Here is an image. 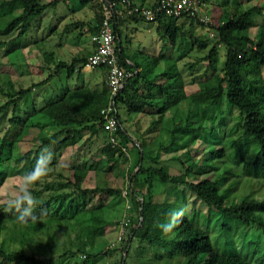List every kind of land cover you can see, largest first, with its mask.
Segmentation results:
<instances>
[{
	"label": "trees",
	"instance_id": "trees-1",
	"mask_svg": "<svg viewBox=\"0 0 264 264\" xmlns=\"http://www.w3.org/2000/svg\"><path fill=\"white\" fill-rule=\"evenodd\" d=\"M221 1L223 12L220 23L213 25L218 32L216 39L195 35L189 37V30L175 16L161 15L156 21H152L158 23L160 35L169 39L175 50L183 49V53L177 57L165 58L162 68H159L161 60L157 56L151 57L144 65L137 62L132 64L126 49L120 43L122 20H146L127 16L114 23L121 64L132 73L116 97L121 122L117 137L122 145L128 144L132 136L123 125L120 104L126 107L129 115L142 113L153 117L148 130L134 144L141 156L138 170L129 175L125 189L113 185L87 187L85 180L94 166L74 162L70 168L73 177L67 176L63 171L57 173V178L53 177V180L61 184V188L72 185L70 191H55L43 198L42 192L49 187V180L40 189L36 186L39 182L33 184L31 194L37 199L34 210L36 218L27 222H19L14 210L7 211V204H0V236L6 230H18L23 242L28 239L31 229L49 227L51 230V226H57L58 229V236L56 232L49 234L56 240L48 242L49 251L44 256L28 253L23 248H11L8 239H4L0 242V264H98L102 259H105L102 264H107L117 251L120 253L117 264H130L128 260L132 248L131 260H138V264H264V247L257 242L247 241V249H237L233 238V232H238L244 244L250 227L256 226L264 230V193L253 191L243 194L236 191L245 182L258 181L264 186V80L261 75L264 68V23L257 20L258 16L264 15V5L245 6L240 0ZM80 2L82 5L93 4L100 24L92 34L98 32L103 19L101 3L98 0ZM52 4L55 2L1 1L2 18H5L6 11L17 7L23 10L0 25V48L24 38L29 32L31 21L41 16ZM187 19L192 25L196 23L205 27L195 18ZM256 26L258 30L253 36L252 28ZM223 44L227 52L226 60L221 63L219 51ZM15 49L16 46H12L6 53ZM196 49L208 51L200 55L197 61L187 62L186 65L191 71L201 62H205L206 66L192 80L197 82L198 89L189 91V83L179 65ZM53 56V52L49 53V60ZM88 57L89 55L76 56L70 61L58 60L53 74L67 70V78H71L82 71ZM51 76L28 87L16 88L11 80L0 86V91L6 98L0 103V116L12 110L8 128L4 135H0V187L9 177L4 172L7 168L12 169L11 174L25 175L31 172L41 151L51 144H55L60 153H63L85 136L90 139L94 135L105 133L109 138L101 115V109L110 97L107 84L106 89L101 92L107 96L106 101L101 103L103 106L96 112L79 110L72 105L70 98L73 93L85 96L84 93L92 92L85 86H79L62 90L60 94L45 100L41 106L33 103L31 111L23 116L22 105H28L34 89L48 83ZM91 95L93 94L90 93L89 96ZM183 102L187 104L186 116L179 123L176 121V114L174 115L172 134L178 131L199 133L202 150L190 152L186 159L174 156L180 168L172 172L162 164V148L157 146L153 149L150 145L156 141L166 113L172 109H176L174 112L178 113ZM234 109L238 111L239 118L229 125L224 120ZM194 117L198 119L195 125L192 124ZM18 126H21L19 132L12 137L13 130ZM33 128L39 129L41 142L36 148L17 154L19 143ZM46 128L50 133L44 132ZM150 135L151 139L148 137ZM101 152L105 156L108 171L118 165L117 161L121 156H127L122 147H114L108 139ZM200 153L202 155L199 157ZM73 157L78 161V156ZM56 164L58 162L54 158L48 167H55ZM50 174L55 175V169L48 172ZM243 176H246V180H243ZM159 182L166 185L163 191L169 195L180 194L181 199L176 198L173 203L157 200L156 184ZM187 188L207 204L211 211L216 212L213 221L218 229L217 235L208 230L207 217L199 222L188 213ZM126 189L128 194L124 195ZM99 193L103 198L122 195L127 197L131 225L122 239L118 237V242L95 251L97 238L105 235L107 226L111 224L103 214L106 203L101 200L93 203L97 202L95 197ZM181 210L183 214L178 218L176 226L165 233L161 225L168 224L173 219L172 214ZM84 211H89V215L83 218L76 216ZM60 221L61 224H58ZM63 222L67 223L62 224ZM55 249L61 250L56 252Z\"/></svg>",
	"mask_w": 264,
	"mask_h": 264
},
{
	"label": "rangeland",
	"instance_id": "rangeland-1",
	"mask_svg": "<svg viewBox=\"0 0 264 264\" xmlns=\"http://www.w3.org/2000/svg\"><path fill=\"white\" fill-rule=\"evenodd\" d=\"M5 1V0H0ZM7 1V0H6ZM61 0H41L42 3H50V2H60ZM63 1V0H62ZM152 1V0H148ZM243 2L245 6H253L256 4H263L264 0H240ZM208 3V11L211 15V18L213 20V25L217 26L220 23L221 14L223 12V5L221 0H207ZM61 3V2H60ZM59 5H53L48 7L44 13L41 16H38L37 18L33 19L30 23L29 32L26 34L24 38H22L19 41L14 42L13 44H7L5 47L0 48V86L3 85L5 82L12 81L15 84L16 88L20 87H28L35 83H39L45 79H47L50 75L51 80L44 84L43 86H38L34 89V93L32 97L30 98V103L23 104L22 110H23V116L31 109L33 108V103H37L38 106H41L45 103V100L49 99V97H54L57 93L54 92L56 87L62 88L66 85V82L69 78H67V70L62 71L58 74H53V70L55 67V63L58 60H71L72 59V53L76 51L78 48H80V44L75 42L78 40L76 36L78 34H74L73 36H70L69 40L66 39L68 34L62 33V26L66 23H70L72 20L74 13H72L73 8L76 6V0H68L67 6L66 3H61ZM149 4V3H148ZM21 7H17L13 9L12 11H6L5 12V18L0 17V25H3L8 21L12 15L18 14L22 12ZM58 12V16H53L52 18L50 16L53 15V13ZM63 16H66L64 19ZM183 20V19H182ZM257 20L259 23H264V15L258 16ZM64 22V24H61ZM146 27L149 26H156V23L144 22ZM148 24V25H147ZM195 26H198L196 28V33L198 36H201L203 38H210V39H216L215 37H211L209 31H207L206 27L202 25H198L195 23L194 26H189V33L188 36H191L190 32H193V28ZM215 29V28H213ZM258 30V27L252 28V34L255 36L256 32ZM147 33L139 32L138 39H136L133 43V46L136 48L135 51H137L138 54L143 53V51L146 50L145 47L149 48L150 52H154L156 49L157 41L155 40V43H149V42H142L140 40V37L145 35ZM156 37L158 38V33L153 32ZM148 35V34H147ZM71 37H75V39L70 40ZM91 37V36H90ZM92 41V40H91ZM87 40H85L84 43H86ZM58 44L61 46H58ZM16 46L15 51L7 54V50L12 47ZM170 53L171 55H174L177 57L181 53H183V49H173L172 45H170ZM173 49V50H171ZM208 49L206 50H200L196 49L190 57L184 59L180 62V69L182 70L186 81L189 83V91L190 90H196L198 89L197 82H193V78L196 75L201 74L205 70V62H201L196 65L195 69L191 71L188 66L186 65L187 62L197 61L198 57L200 55H204ZM53 52L54 56L50 58L49 60V53ZM164 54L168 52V49L164 47L163 49ZM226 52L227 48L223 44L219 51V58L221 63H223L226 60ZM172 62V61H171ZM163 66L160 65L159 68H162ZM86 75V81L89 82V80L93 79V82H99V89L101 92L103 91L104 85H103V74L104 70L100 67L94 68L89 72L84 73ZM195 75V76H194ZM261 75L263 76L264 80V68L261 70ZM75 79L78 78V74H75L73 76ZM73 78L71 79V81ZM57 84V85H56ZM5 97L0 91V103L5 101ZM181 109L178 113H175L176 115V121L179 123L183 122V119L186 116V108L187 104L186 102H183L181 104ZM24 108V109H23ZM175 112L177 111L174 109ZM119 111L121 116H124L126 112V107L123 104H120ZM12 110H9L5 114L0 116V135H4L8 125H9V119L11 118ZM227 118L224 120L225 123H228L229 125H232L235 123V121L239 118V113L236 109H234L232 112H229L227 114ZM148 117L152 118V116ZM175 119V118H174ZM198 119L196 117L193 118L192 124H197ZM173 120L168 119V121L165 123V129L164 134L162 137H159L154 141L150 148H156L157 146H160L162 148V164L166 167L170 168L172 172L179 170L180 165L179 162L174 159V156H181L182 158H187L189 156V153H195L196 150L201 149V139L199 133H189L185 131H178L176 134H172V128H173ZM21 126H18L16 129L13 130L11 136L14 137L20 130ZM45 133H50L49 129L46 128L44 130ZM100 135L88 139L87 136H85L83 139H80L78 143L74 146H70L67 149L63 151V153H60L59 149L56 147L55 144H51L50 146L46 147L41 151L44 152V150H47L52 153V160L53 158L58 157V164H56L55 167H49V171H52L55 169L56 174H50L48 176H44L40 179L39 185L36 184V186L40 189L45 185V182L47 183V180H49L48 184L49 187L47 189H44V192H42L43 198L49 197L51 193H55V191L65 190L70 191L73 187L67 186L65 188H61V184L58 181L53 180V177L57 176V173L59 171H63L67 176L73 177V171L70 169V165L73 164L75 161H77V158L75 159L73 156H78V161L80 163H86L88 165L95 166L97 162H100L101 159H103V154L101 152L102 147L104 143L106 142L105 136ZM41 134L39 135V129L33 128L31 129L24 137V139L19 143V148L17 149V154L25 153L31 148H36L38 144L41 142L40 140ZM202 155L200 153L199 157ZM55 156V157H54ZM136 156H139V154ZM99 164L101 167V171H98L97 173L95 171H92L87 178V185H103V186H117L119 188L124 189L126 185H128V178L130 173L126 174L125 171H123V165L124 162L121 160L118 165L112 170L108 171L107 162L101 161ZM103 168L106 170L103 171ZM241 169V166H239L238 170ZM5 173L9 174V177L7 178L6 182L3 186L0 187V204H7L8 201L15 196L22 194L21 188L23 186L24 175L21 174H11L12 169L7 168V170L4 171ZM57 178V177H56ZM65 181L64 179H62ZM243 180H246V176H243ZM33 185L30 186V188ZM158 190V194L156 199L157 200H166L171 201V203L176 201L177 199H181L180 194L177 196L175 193L172 195L167 194L166 191H163L164 188H166L164 183L159 182L156 184ZM33 188V187H32ZM238 193L243 194H250L253 191L258 192L259 194L264 193V186L262 183L255 181L254 183L245 182L240 184L237 187ZM110 198V197H108ZM107 197L101 199V201L108 200ZM186 208L188 213L193 215L199 222L202 221L203 217H207L209 221V228L208 230L211 232V234L217 235L218 229L217 226H215V223L213 219L216 216L215 211H211L209 206L205 204L202 200L198 199L196 195L189 189H186ZM113 201V200H112ZM109 203V202H108ZM124 203L125 200L120 196L116 197L114 201L111 203L113 206L117 205V208L115 211H113L112 208H105L103 210V214L107 219H121V215H123V209H124ZM71 212V210H70ZM89 211L79 212L76 216L83 218L84 216H88ZM57 223V222H56ZM67 223L63 222L62 224ZM61 224V221L58 223ZM70 225V224H69ZM68 225V226H69ZM108 229V226H107ZM74 231V229L72 228ZM57 234L58 236V229L57 226L52 227L51 230H49V227H43L39 230L37 229H31L28 234V239L21 241V235L18 230H6L3 232V235L0 236V242H2L4 239H8V242L11 245V248H23L28 253H38L42 256L46 255L49 251V243L48 242H54L56 239L54 236H51L52 234ZM52 233L51 235H49ZM51 236V237H50ZM60 236V235H59ZM64 236V235H63ZM50 237V238H49ZM65 237V236H64ZM233 238L235 242V246L237 249L241 248H248L247 241H254L259 244V246L264 247V230L261 228H258L256 226H252L247 230L246 233V241L243 244L242 240L239 238L238 232H233ZM118 230L116 229L115 225L110 226L109 231L106 232L105 235L98 237L97 244L95 245V251L98 249H102L103 246L112 245L113 243L118 242ZM45 250L47 251L45 253ZM56 250V249H55ZM61 249L56 252H59ZM53 253V252H52ZM133 254V248L129 256L128 263H130L131 256ZM50 255V254H49ZM117 260H119L120 256L118 257L116 255ZM115 260V262L117 261ZM82 261V259L80 260ZM114 262V263H115ZM83 263V262H82ZM139 261L134 259L132 264H138ZM116 264V263H115Z\"/></svg>",
	"mask_w": 264,
	"mask_h": 264
},
{
	"label": "crops",
	"instance_id": "crops-1",
	"mask_svg": "<svg viewBox=\"0 0 264 264\" xmlns=\"http://www.w3.org/2000/svg\"><path fill=\"white\" fill-rule=\"evenodd\" d=\"M156 1L157 0H152V1L139 0V2H144L147 4L148 3L153 4ZM60 2L66 3L65 4L66 6L68 4V0H63V1L61 0ZM60 2H55V4L59 5ZM55 4H52L51 6H53ZM73 10L74 11H72V13H74V15L71 18L72 21L70 23H66V24H64V22L61 23V24H64L62 26V30H63L62 33H64V35H65V33L68 34L66 39L69 40L70 36H73L74 34H78V36H76V38L78 40H76L75 42L78 41L77 43L80 44V48H78L76 51H74L72 53V59H73V57H76V56H86V55L88 56L92 53V50L94 48V44L91 41L90 36L98 28V26L100 24V22L98 20V13H97L96 9H94L92 3L82 5L80 0H76V6L73 8ZM58 14H59L58 12H55L50 17L52 18L53 16H58ZM65 17L66 16H63L62 18L64 19ZM144 22L145 21L139 20L138 18H127V19L122 20L121 24H120L121 35H122V39H121L120 43L126 49V53L130 56V62L132 64L137 62V63L144 65L145 63H147V61H149V59L151 57L157 56L161 60L160 65L163 66L164 62H165V58L174 57V55H171L170 50H169L171 47L170 41H169V39L163 38L160 35L157 22H154V23H156V26H149V27H146ZM178 22L180 24L184 25V28L186 30L187 29L189 30V26L192 25V22L187 18H180ZM146 23H149V22H146ZM194 25H192V26H194ZM196 28H198V26H195L193 28V32H190L191 36L192 35L198 36V34L196 33ZM154 31L158 33L157 39H155L156 37H154L155 36L153 34ZM139 32H143V33L148 34V35L145 34L142 37H140V40H142V42H144V43L145 42L155 43V40L157 41L158 44H156V49L154 52H150L148 47H145L146 50L143 51V53H141V54H138L137 51H135L136 48L133 46V43L136 39H138L137 34H139ZM73 39H75V37H71L70 40H73ZM85 40H87L86 43H84ZM58 46H61V44L60 45L58 44ZM164 47H166L168 49V52L166 54H164V52H163ZM173 49H171V50H173ZM92 69H94V68H89V67L83 68L81 72L75 73V74H78V78H76V79L74 77L69 78L64 87H62V88L56 87L54 92H56L57 94H60L62 92V90L74 89V88H77L79 86H85L86 88H88L89 90L92 91L90 93L93 95L89 96L90 93H84V94H86L85 96L84 95L80 96L78 94L73 93V95H71L70 101H71L72 105L75 106L79 110L96 112V110H98V108H101V105H102L101 103H105L107 96L105 94H101V90L99 89L100 88L99 82H93V79L89 80V82L86 81V75L84 73L85 72L87 73V72L91 71ZM72 78H73V80L71 81ZM103 85H104V88H103V90H104V89H106L105 71L103 74ZM174 111L175 110L172 109L166 113L164 120H163L162 127H161L162 129L159 132L157 138L163 136L164 129H165V123L168 121V119H172L174 121V115H175ZM152 119H153V117L150 118L147 115H143L142 113H134V114L129 115L127 112H125L124 116H122L123 125L125 126V128L128 129L130 135L132 136V139H130V141L128 142V145H129L128 155L124 156V157L121 156L117 161L118 163L121 160L124 162L123 171H125L126 174H128V173L131 174V173H134L138 170V163L140 161L141 156H140L138 147L134 146V144H136L137 141L139 140V138L142 135H144L145 132L148 130V128L150 127V123H151ZM99 135L102 137L105 136L106 139H108V135H106L105 133H101ZM96 136H98V135H94V136H92V138H94ZM102 137H100V138H102ZM148 137H149V139H151V135ZM136 154L137 155L139 154V156H136ZM58 157L59 156H56V160H58ZM103 159L106 162L105 156H103ZM103 159H101V161H103ZM53 160H54V158H53ZM100 162L96 163V165L93 167V169H91V171H89V174L92 171H95L96 173L98 171H101V167H100L101 164H99ZM75 163L79 164L80 162L75 161ZM73 165H74V163H73ZM71 166L72 165H70V168H71ZM105 170L106 169L103 168V171H105ZM85 186L96 187L99 185H95V186L87 185V179H86L85 180ZM125 188H126V186H125ZM103 197L104 196L102 194H100V193L97 194L95 197V200H97V202H93V203H98ZM122 198L125 200V203H124L123 215L120 216L121 219L116 220L117 217L115 219H113V218L108 219L111 222V224L108 226V229L106 228V232H107V231H109L110 226L115 225L116 229L118 230V237H119V232H120V228H121V220L124 217L128 216L129 213H131V210L128 209L129 199H127V197H125L124 195H122ZM114 199H116V198L113 196H110V198H108V200L106 201V207H105L106 209L112 208L113 211L116 210L117 205L113 206L111 204L114 201ZM115 222H119V223L114 224ZM96 244H97V242H96ZM108 246H110V245H107L106 247H108ZM103 248H105V246H103L102 249ZM102 249H98L96 251H100ZM114 254L115 255H113L112 258L106 262L107 264H115V263L117 264L118 260L116 258V255L119 257L120 253H119V251H117ZM104 260L105 259H102L101 261L98 262V264L104 263L103 262ZM115 260H117V261L115 262ZM133 260H131L130 264H132Z\"/></svg>",
	"mask_w": 264,
	"mask_h": 264
},
{
	"label": "built area",
	"instance_id": "built-area-1",
	"mask_svg": "<svg viewBox=\"0 0 264 264\" xmlns=\"http://www.w3.org/2000/svg\"><path fill=\"white\" fill-rule=\"evenodd\" d=\"M98 1L102 5V24L99 31L91 36L94 48L84 68L103 67L105 69V81L109 88L110 97L108 103L101 109V115L104 118V128L109 134L108 141L114 147H122L124 153L128 155L129 145H122L117 137L121 122L118 118L116 97L132 73L121 64L117 51L118 35L115 32L114 23L127 16H137L152 22L156 21L161 15H166L178 18H195L197 22L205 25L211 37H217L218 32L213 27L207 0H157L153 4L142 3L137 0ZM127 194L128 189L124 191V195ZM121 224L119 239H122L131 225L130 217H124Z\"/></svg>",
	"mask_w": 264,
	"mask_h": 264
},
{
	"label": "clouds",
	"instance_id": "clouds-1",
	"mask_svg": "<svg viewBox=\"0 0 264 264\" xmlns=\"http://www.w3.org/2000/svg\"><path fill=\"white\" fill-rule=\"evenodd\" d=\"M52 160V153L44 150L41 155L37 158L36 165L31 172L24 175L23 186L21 193L14 198L10 199L7 203V211H15L17 220L19 222H27L29 219H35L34 210L37 204V199L32 196L30 186L39 182L40 179L48 175L49 164ZM183 214V210L180 212H174L172 214L173 219L165 225H161L165 233L170 232L178 222V218Z\"/></svg>",
	"mask_w": 264,
	"mask_h": 264
}]
</instances>
